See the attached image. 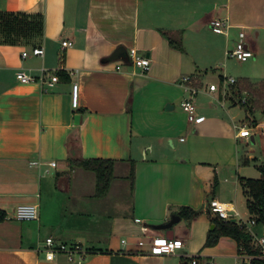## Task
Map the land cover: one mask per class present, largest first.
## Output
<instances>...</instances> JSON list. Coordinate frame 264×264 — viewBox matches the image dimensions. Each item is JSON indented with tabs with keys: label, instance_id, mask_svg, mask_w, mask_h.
I'll return each mask as SVG.
<instances>
[{
	"label": "crops",
	"instance_id": "obj_1",
	"mask_svg": "<svg viewBox=\"0 0 264 264\" xmlns=\"http://www.w3.org/2000/svg\"><path fill=\"white\" fill-rule=\"evenodd\" d=\"M4 14L43 25L25 33L0 24V208L8 213L0 221V264H193L182 235L193 243L198 229L206 240L200 211L215 224L213 198L247 207L243 180L262 174L264 163L253 154L245 159L240 142L257 135L264 161V120L252 118L254 101L249 106L238 96L250 94L243 85L264 82V0H0ZM219 16L230 19L227 32L213 30ZM241 30L255 52L242 68L228 54ZM121 45L127 54L112 60ZM38 46L44 54L31 52ZM133 48L150 58L149 68L134 61ZM43 67L58 73L55 85L17 77L19 70L39 76ZM229 77L237 81L226 83L225 95ZM187 97L197 123L182 106ZM236 105L245 117L234 113ZM245 118L249 137L238 135ZM72 158L114 159L107 192L100 195L96 172ZM24 203L38 204L40 217L18 219ZM183 205L199 211L192 220L181 216L190 227L157 228ZM152 235L183 238L185 245L155 254L149 242L139 245ZM48 236L79 242L86 252L49 259ZM238 253L236 238L223 235L198 253V264H236Z\"/></svg>",
	"mask_w": 264,
	"mask_h": 264
},
{
	"label": "built area",
	"instance_id": "obj_2",
	"mask_svg": "<svg viewBox=\"0 0 264 264\" xmlns=\"http://www.w3.org/2000/svg\"><path fill=\"white\" fill-rule=\"evenodd\" d=\"M211 26L214 31L219 33L227 32L228 28L231 26L230 19L228 17H215L211 21ZM71 41L64 40L63 44L65 46L71 44ZM31 52L34 55H41L44 54L45 49L43 47H34ZM30 54L29 50L23 52V56H27ZM230 56L238 58L240 60H247L250 57L255 55L254 50L249 47L246 42V31H240V38L237 41L236 45L233 49L228 51ZM131 56L134 61L142 66L143 68H149L151 64V60L149 57L139 56L135 48L131 50ZM47 68H42V73L38 76L32 73H29L25 70H19L17 72V77L22 82H31V81H39L42 84H47L48 86H53L56 82L59 81L60 77L56 71H53ZM74 70H71V73H74ZM185 80H190L191 76L184 77ZM237 79L235 77H229L228 79H224V92L225 95L228 94V89L226 83L234 84L236 83ZM216 85H212V89H215ZM193 92H196V89L193 88ZM248 93L242 96V102L246 103L248 101ZM72 104L74 107H78L80 105V83L75 81L73 83V91H72ZM183 108L188 112L190 121L197 123L199 119L197 118L196 114V105L194 102L193 97H187L182 102ZM240 136H247L251 135V129L248 125H243L239 128ZM52 165H56V161L51 162ZM210 211L215 213L221 219L226 221L233 220L236 218L246 229L252 232L253 234V243L256 247L260 250V256L264 257V235H258L254 232L253 226L251 224H256V220L251 218V223L246 222L240 215V210L234 207L231 203L220 200L218 198H213L210 201L209 205ZM16 217L21 220H33L38 219L40 217V208L38 204L35 203H24L20 204L16 209ZM123 242L127 240L123 238ZM149 242L152 245V251L155 254H169L176 252L179 248L185 245V241L183 238L178 237H168L165 235H152L150 240L141 239L139 240V245H144ZM63 251L67 253L70 259H75L76 257H82V254L86 252L84 247L79 242L73 243H66V242H58L53 236H48L46 238V254L47 258L53 259L57 252ZM258 255L254 253H248L246 251H240L236 256V264H256L255 258ZM201 254L192 255L191 261L193 264H198L199 260L201 259ZM208 264H219L215 258L208 260Z\"/></svg>",
	"mask_w": 264,
	"mask_h": 264
},
{
	"label": "trees",
	"instance_id": "obj_3",
	"mask_svg": "<svg viewBox=\"0 0 264 264\" xmlns=\"http://www.w3.org/2000/svg\"><path fill=\"white\" fill-rule=\"evenodd\" d=\"M1 16V15H0ZM26 14H4L0 23L3 28L8 31H20L27 32L31 29L34 31L35 28H42L43 23L41 21L34 23L32 20L28 22ZM0 17V18H1ZM29 17V16H28ZM37 25V26H35ZM242 82L241 85H243ZM242 91V86H239ZM247 88L250 91L252 98L248 99L247 104L252 106L251 100L258 105V107L264 109V82L260 85H254L253 83L243 85V89ZM235 94V91L232 92ZM254 96V97H253ZM242 102V95L238 96ZM74 163L82 165L88 169L94 170L98 178V193L100 195L107 192L110 182L113 177V164L114 159L110 158H72ZM261 176L258 178L247 177L243 180L244 192L247 197V207L250 212L251 218H254L257 223L264 222V164L260 165ZM178 215L185 217L189 220L197 217L199 211L188 205L181 206L177 212ZM8 217V213L5 209L0 208V221L5 220ZM215 228L211 229L207 235L206 244H217L220 237L223 235H230L239 243V252L246 251L248 253H254L258 255L255 258L256 264H264V257L260 256V250L253 243V234L251 231L246 229L237 220H224L219 217H214Z\"/></svg>",
	"mask_w": 264,
	"mask_h": 264
},
{
	"label": "rangeland",
	"instance_id": "obj_4",
	"mask_svg": "<svg viewBox=\"0 0 264 264\" xmlns=\"http://www.w3.org/2000/svg\"><path fill=\"white\" fill-rule=\"evenodd\" d=\"M252 59L253 58H250L249 60H245V61L235 60L234 63H235V66H240L241 68L245 67V66L249 67L248 63H250V61ZM250 94L248 93V97L252 98V95H250ZM226 105H227V107H231L230 102H227ZM236 107L241 112L239 110H235L234 113H239L240 117L241 116L245 117V112L246 111L244 110V108H242L240 105H236ZM253 115L254 116L252 117V114L250 113V117H252V118L256 117V119L260 120V121L264 120V109L258 107V109L254 110ZM244 123H246L248 126H252L250 121H248L246 118H245ZM240 150L242 151L243 156L245 157V159L250 154H253V155L256 156V158H254L255 162L264 163L263 154H262V143L260 142V140H258V136L257 135H256V140L255 141H250L249 140V143H246V141L243 140L242 142H240ZM240 215H241V217L243 218L244 221L251 223L250 212H249V210L247 209V207L243 203H242V205H240ZM198 218H199V222H198L199 224L200 223H203V225L205 224L204 226L205 227L207 226L208 231H210L212 229V225H213L212 216L209 215L208 212H206V211L205 212H201L200 211V215L198 216ZM251 225L253 226V230H254L255 233H257L258 235H264V222L256 223L254 225L251 224ZM177 227H178V229H177L178 232H180L182 229H187L188 227H190V225H189V222L187 220H182V221L177 223ZM196 230H197L196 239L193 241V243H191V239H189L186 236L182 235L185 238V240H186V248H188L187 250L191 254H194V255L195 254L197 255L199 252H203V250L205 248L214 246V244H211V245L206 244L207 240H205L203 242L202 241L203 240L202 237H200L199 230L198 229H196Z\"/></svg>",
	"mask_w": 264,
	"mask_h": 264
},
{
	"label": "water",
	"instance_id": "obj_5",
	"mask_svg": "<svg viewBox=\"0 0 264 264\" xmlns=\"http://www.w3.org/2000/svg\"><path fill=\"white\" fill-rule=\"evenodd\" d=\"M126 54H127V48L121 45L117 47V49L110 55V58L112 60L119 59ZM75 117H76V123H79L81 115L77 113ZM181 218L182 217L180 215H174L168 222L157 225V228L167 229L173 232V226L175 225V223L179 222ZM233 220H236V218H234ZM214 227H215V224H213L212 228Z\"/></svg>",
	"mask_w": 264,
	"mask_h": 264
}]
</instances>
